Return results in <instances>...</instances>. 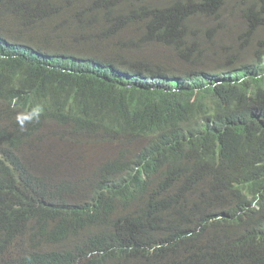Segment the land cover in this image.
I'll return each mask as SVG.
<instances>
[{"label":"trees","instance_id":"16d2710c","mask_svg":"<svg viewBox=\"0 0 264 264\" xmlns=\"http://www.w3.org/2000/svg\"><path fill=\"white\" fill-rule=\"evenodd\" d=\"M237 1L225 46L227 0H0V264H264V0ZM56 130L113 151L38 168Z\"/></svg>","mask_w":264,"mask_h":264},{"label":"rangeland","instance_id":"374dc122","mask_svg":"<svg viewBox=\"0 0 264 264\" xmlns=\"http://www.w3.org/2000/svg\"><path fill=\"white\" fill-rule=\"evenodd\" d=\"M245 2L246 0H242ZM227 5L230 8V13L226 16L224 21L217 25L216 28H221L223 33V41H217L222 43L225 46H228L233 41L236 31L240 29V24L237 18V8L241 5L237 0H227ZM215 24L214 20H207L206 24ZM217 47V46H216ZM148 52L156 56L157 54H164L160 48L153 45L150 46ZM221 49L209 51L211 58L219 57L221 54ZM139 56V54H136ZM216 59H213L216 61ZM215 61H210L208 69H218L219 67L215 66ZM221 71V70H218ZM58 134H61L59 138ZM56 135L47 136L41 134L38 139L41 144L45 145L44 152L41 158L32 156L36 166L45 170V165L49 163H54L55 173L60 176H68L74 179L88 177L94 167L103 159L108 157L113 149L109 145L91 143L85 138L80 137L78 140L74 139V142L66 141L63 136L64 132L56 130ZM23 151L31 156L29 148L26 146L23 147ZM105 157V158H104ZM4 260L10 258L9 254L3 253L0 255Z\"/></svg>","mask_w":264,"mask_h":264}]
</instances>
